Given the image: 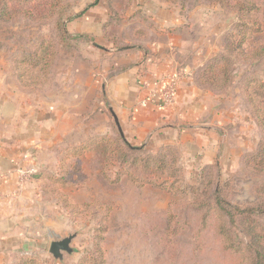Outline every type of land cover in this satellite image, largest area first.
Segmentation results:
<instances>
[{"label": "rangeland", "instance_id": "374dc122", "mask_svg": "<svg viewBox=\"0 0 264 264\" xmlns=\"http://www.w3.org/2000/svg\"><path fill=\"white\" fill-rule=\"evenodd\" d=\"M63 2L69 7L66 19L73 18L67 24V35H62L54 22L33 23L18 18L0 26V100L8 95L27 97L52 93L53 90L45 93L25 91L16 81V71L21 69L19 62L31 56L40 42L51 43L55 54L50 70L53 89L58 88L63 92V88L73 81L74 71H78L79 83L82 84L79 91V126L86 128L87 122H93L101 130L111 128L104 136L96 138V142L103 137H114L117 127L115 104L121 97L114 90L118 75L136 73V68L146 57L145 53L149 54L143 42H163L172 32H157L153 17L147 12H140L134 0ZM240 2L251 13V17L246 15L241 24L247 23L250 28L245 51L252 54L256 46L264 45V0ZM179 3L185 7L189 4L218 8L212 16L214 22L209 30L203 31L204 27L195 16L189 25L190 29H195L188 36L189 42H203L206 39L210 46L217 48V52L202 67L223 53L230 34H241L235 29L239 18L237 10L208 0H179ZM93 4L96 5L87 9ZM214 28L220 33L217 37L213 35ZM187 33L191 31L185 30V38ZM43 36L48 39L46 42H42ZM187 59H192L191 50ZM231 60L232 82L220 95L200 85L197 75L202 67L194 73L200 90L221 98L223 115L228 118V124L216 131L215 136L220 142L213 145L215 149L206 145L204 139L201 142V137L195 135L194 130L188 133V143L144 145L147 154L139 155L141 158L160 154L163 147L177 152L178 178L172 177L171 182L165 184L167 176L148 175L144 168L132 165V158L127 164L116 159L110 167L109 179L104 178L101 175L103 159L95 144L82 162L85 176L80 182L88 188L79 189L77 197L78 203L91 206L83 208L86 210L83 212L78 209L76 217L75 209L59 198L46 200L41 207L47 213L51 212L46 224L49 226L52 222V230H42L43 220L30 224L31 237L35 236V232L41 235L34 241L40 242L39 249L31 252L30 256L42 264H236L233 259L235 255L223 249L215 225L212 222L204 225L206 210L199 211V207L193 204L198 196L193 199L188 193L190 188L198 189L203 195L199 196L200 204H204L212 196L211 192L208 196L203 193L204 183L211 181V189H214L220 181L223 196L233 205L242 208L264 207V175L253 173L244 165L247 156L258 153L264 146V137L243 93L246 79L264 77V58L245 62L234 53ZM90 77L94 78V92H87L83 87L86 82L92 85ZM66 96L68 100V92ZM92 107H96L95 114L92 120L87 121ZM198 113L199 108H196V115ZM214 120L213 114L202 115L200 124H211ZM185 127L188 129L189 126ZM207 154L214 156V161L205 163L204 156ZM216 161L220 165L218 178L214 168L210 167ZM134 178L139 183L132 181ZM179 180L181 182L177 184V189H171L170 184ZM69 189L65 190L67 194L70 193ZM102 231H105V235H102ZM73 234L77 235L72 243L73 254H64L62 261H55L49 253L50 242ZM88 255H93L94 261L86 262Z\"/></svg>", "mask_w": 264, "mask_h": 264}, {"label": "crops", "instance_id": "0c3cea01", "mask_svg": "<svg viewBox=\"0 0 264 264\" xmlns=\"http://www.w3.org/2000/svg\"><path fill=\"white\" fill-rule=\"evenodd\" d=\"M134 1L140 12H147L153 17L157 32L166 30L172 34L163 42H143L149 54L145 53L146 57L136 68V73L118 75L114 90L121 97L115 104L114 112L121 129L131 142L139 145L188 143V133L194 130L195 135L201 137V142L204 139L206 145L215 149L213 145L220 142L215 136L216 131L228 124V118L223 115L221 98L200 90L194 73L217 52V48L210 46L203 37V42H189L188 36L195 32L194 27L189 28L193 16L199 18L203 31H207L213 25L212 16L218 8L187 4V11L183 12L179 2ZM90 24L94 25V22ZM185 30L191 31L186 38ZM213 35L217 37L220 33L214 28ZM190 50L191 60L187 59ZM164 76L179 79L176 105L172 109L149 101L150 94L156 88H162L160 82ZM93 79L89 78L91 86L87 82L83 85L85 91L94 92ZM79 80V72L74 71L73 81L63 88V92L55 88L46 95L1 97L0 174L4 175V180H0V264H16L18 257L39 249L40 242L34 241L41 235L35 232V236L31 237V223L43 220L42 230L45 232L47 229L51 231L53 226L52 222V225L46 224L51 212L47 213L41 207L46 201L41 182L33 175L24 186L18 185L19 169L34 167L37 173L54 172L59 156L66 148L76 146L84 139L99 138L111 130L110 127L106 130L96 128L93 122H87L86 128L79 126V91L82 89ZM66 92L69 93L68 100ZM196 108H199L200 114L196 115ZM90 110L92 113L87 114V121L92 120L96 107ZM211 114L215 119L211 124H200L202 115ZM185 126H189L188 129ZM204 161L211 163L214 156L207 154ZM85 188H88L87 185ZM69 192L79 202V190L71 187Z\"/></svg>", "mask_w": 264, "mask_h": 264}, {"label": "trees", "instance_id": "16d2710c", "mask_svg": "<svg viewBox=\"0 0 264 264\" xmlns=\"http://www.w3.org/2000/svg\"><path fill=\"white\" fill-rule=\"evenodd\" d=\"M161 1L173 4L179 2V0ZM208 1L221 3L239 12L235 29L240 31L241 34H230L223 48V53L211 59L199 70L197 75L201 86L208 90L211 89L216 95H220L232 82L231 59L233 54L237 53V56L245 62L260 60L264 58V45L256 46L252 54L246 53L245 48L248 46V42H246L247 33L250 28L247 23H241H243L246 15L251 17V13L248 12L249 8L240 0ZM94 5L96 4L88 6L87 9H91ZM181 6L183 12H185L186 7L183 4ZM68 8L63 0H0V26L11 23L18 18L33 23L54 22L61 34L67 35V24L73 19H66ZM41 40L46 42L48 39L43 36ZM54 57L52 44L40 42L37 50L31 56L29 55L19 62L21 69L16 71V81L19 87L25 91H38L41 93L52 91L53 87L50 81L52 73L50 70L54 63ZM243 93L264 137V77L246 79ZM116 126L114 137H103L98 142H96V139L89 138L76 146H69L61 152L54 172H38L35 174L34 178L41 182V191L45 200L59 198L65 205L75 209L76 217L78 216V209L83 212L86 211L83 208L91 206L88 203L80 204L76 202L74 197L70 193L67 194L65 190L71 187H75L77 190L85 187L84 183L80 182V179L85 176L82 162L96 145L99 155L103 159L101 175L106 179H109L110 167L116 159L122 161L123 164H127L131 158L133 159L132 165L144 168L148 175L152 177L167 176L165 184H169L172 177L178 178V171L176 170L177 152L175 150L163 147L160 154H151L147 158H141L142 156L139 155L147 154L146 146L132 143L123 130H119L121 124H116ZM244 165L253 173L264 175V146L260 148L258 153L247 156ZM219 166L218 161L210 166L216 171L217 178L220 176ZM132 181L139 183L135 178ZM180 182L181 180L171 183L170 188L177 189V184ZM212 186L211 181L204 183L203 193L206 196L210 192L212 193L211 202L205 200L207 202L204 204H200L199 196L203 195L199 193L198 189L190 188L188 190L193 199L198 196L197 199H194L193 204L199 207V211L206 210V214L203 215L204 225H208L210 222L213 223V226L215 225V230L222 240L223 249L228 254L235 255L233 259L236 264H264V207L242 208L235 206L223 196L220 181L217 182L214 189H211ZM178 191L180 190L178 189ZM104 233L105 231H102V235H105ZM98 244L101 245V243ZM85 260L86 262L94 261L93 255L86 256ZM16 264L42 263L32 258L30 254H24L18 258ZM100 264L102 263L100 262Z\"/></svg>", "mask_w": 264, "mask_h": 264}, {"label": "built area", "instance_id": "2783aa9c", "mask_svg": "<svg viewBox=\"0 0 264 264\" xmlns=\"http://www.w3.org/2000/svg\"><path fill=\"white\" fill-rule=\"evenodd\" d=\"M162 88H156L149 96V101L169 109L176 104L179 79L176 76H164L160 82ZM37 172L34 167L30 169H19L18 185L24 186L28 180ZM0 180H4V175L0 174Z\"/></svg>", "mask_w": 264, "mask_h": 264}, {"label": "water", "instance_id": "95a60500", "mask_svg": "<svg viewBox=\"0 0 264 264\" xmlns=\"http://www.w3.org/2000/svg\"><path fill=\"white\" fill-rule=\"evenodd\" d=\"M114 119L118 124V120L115 115ZM119 130L122 131L121 127H119ZM76 236V234L69 235L68 237H65L63 239L55 240L50 244L49 253L55 261H62L64 259V254H73L74 249L72 248V243Z\"/></svg>", "mask_w": 264, "mask_h": 264}]
</instances>
